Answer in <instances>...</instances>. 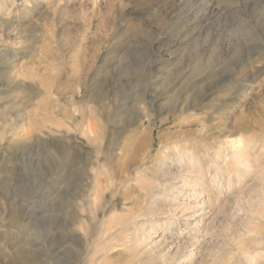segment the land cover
<instances>
[{"label": "rangeland", "instance_id": "1", "mask_svg": "<svg viewBox=\"0 0 264 264\" xmlns=\"http://www.w3.org/2000/svg\"><path fill=\"white\" fill-rule=\"evenodd\" d=\"M0 264H264V0H0Z\"/></svg>", "mask_w": 264, "mask_h": 264}, {"label": "bare ground", "instance_id": "2", "mask_svg": "<svg viewBox=\"0 0 264 264\" xmlns=\"http://www.w3.org/2000/svg\"><path fill=\"white\" fill-rule=\"evenodd\" d=\"M258 73V72H257ZM149 78V77H148ZM150 80V79H149ZM144 97V96H143ZM145 99V98H144ZM153 100L149 103L150 105H153ZM156 120H157V117L153 114V113H149V111L147 109H144L143 112H142V116L138 119L137 123L139 125V127L143 128V129H147L145 135H144V139L142 141L140 140H134L132 141L131 143V147L129 148V157H132L133 155H136L137 151L140 149V147L142 145H147L148 142H149V137H150V132L153 131V128L156 124ZM168 120V117L167 116H164V117H160V121L161 122H164ZM72 139V138H71ZM236 143H238L237 145H235ZM75 144V143H74ZM76 144H81L80 146H82V143L80 141H78ZM75 144V145H76ZM177 144V143H175ZM228 145L230 146H235V151H240L239 153H243V155H245L246 157L249 155V153H247V150L245 149V145L244 143L241 141L240 138H237V139H232L229 140L228 142ZM73 147V146H72ZM75 147V146H74ZM72 156V155H71ZM241 157H238L236 159V162L235 164L237 165L238 168H241L239 166H241L242 162L241 160L239 159ZM128 163V162H127ZM194 163V161H193ZM244 164V163H243ZM242 164V165H243ZM246 164V163H245ZM243 167V166H242ZM258 168V167H257ZM259 170V169H258ZM240 171V170H239ZM244 171V170H243ZM248 172V171H247ZM258 173V172H257ZM262 173V172H261ZM259 174V173H258ZM260 175V174H259ZM260 178V177H259ZM229 183V182H228ZM110 186H107L108 188H110V192L113 193V191H118V190H125L122 186L120 188L117 187V185H114V177H109V183H108ZM120 186V185H119ZM113 191H112V190ZM218 195V194H217ZM112 203H114V201H111ZM205 205V204H204ZM184 207V206H183ZM186 208V207H185ZM200 208V207H199ZM184 209V208H183ZM186 210V209H185ZM184 210V211H185ZM194 215V214H192ZM191 215V216H192ZM203 215V214H202ZM194 220L196 219V217H192ZM195 223V222H194ZM194 225V224H193Z\"/></svg>", "mask_w": 264, "mask_h": 264}]
</instances>
